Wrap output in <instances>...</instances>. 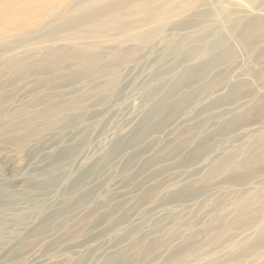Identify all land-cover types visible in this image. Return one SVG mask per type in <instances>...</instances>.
Wrapping results in <instances>:
<instances>
[{"label": "rangeland", "instance_id": "rangeland-1", "mask_svg": "<svg viewBox=\"0 0 264 264\" xmlns=\"http://www.w3.org/2000/svg\"><path fill=\"white\" fill-rule=\"evenodd\" d=\"M215 1L205 0L204 5L196 9L198 23L206 18L201 13L209 10L214 13L211 17L221 21L201 30V37L215 32L213 40L220 36L226 39L233 49L232 56L236 57L214 71L218 79L216 88L196 83L190 90L193 98L185 114L182 112L180 117L163 122L162 131L137 143L130 153L118 155L113 161H102L96 178L85 176L105 153L129 139L132 131L139 127L148 105L138 86L151 81L156 72L164 76V69L173 62L172 52L161 50L165 47L163 39L156 42L152 54L122 70L112 98L89 106L85 124L77 130L68 128L51 133L28 146L23 156V178L40 179L42 173L48 171L46 177L49 174L63 177L66 168L73 174L61 185L19 195L10 202L5 197L0 198V218L4 222L0 228V242L8 243L0 247V264H264V42L250 44L252 47L241 42L237 33L229 30L237 17L225 20L219 10L226 2ZM193 16L174 24L183 31H173V23L167 26L163 30L165 40L179 42V34L188 32L184 27ZM248 16L242 18V22ZM203 25L198 24L196 28ZM37 36L34 34L30 39L20 38L0 46V63L23 51L32 50L29 54L37 53L40 57L45 46ZM118 36L112 35L114 40H111L120 43L124 37ZM60 40L52 39L50 43L58 45L66 41ZM69 41L66 44L75 43V40ZM126 45L119 44L117 50L125 51ZM196 46L197 42L186 44L184 53ZM211 46L210 43L209 56L218 55L219 51ZM95 48L101 53L104 50ZM202 55L187 65L184 63L180 76L188 73L190 64L200 63L205 58ZM66 68L73 70L76 65ZM40 72L47 76L49 70ZM90 78L83 80L90 83L87 87L99 81L94 76L91 78L94 81ZM26 79L30 83L25 89L21 88L18 96L21 103L27 96L33 98L37 94L32 89L38 85L39 77L29 75ZM27 80H22L19 86L25 85ZM162 81L174 82L170 75L164 76ZM188 92L181 91L173 101ZM94 99L90 102L95 103ZM159 102L152 103V108L156 109ZM189 134L195 136L192 142L187 140ZM203 142L209 143V147L212 145L205 154L197 150ZM79 144H84L81 149ZM10 146L13 147L0 139V150ZM72 148L78 149L73 158L68 156ZM250 155L254 170L238 168V164ZM64 156L67 159L62 161ZM161 156L165 158L159 161ZM146 163L149 166H144ZM7 169V160L0 159V187L10 176ZM152 190L156 192L153 199L149 197ZM64 199L69 200L65 205L68 208L61 207ZM243 199L249 200L247 209L250 211L246 209L245 219L219 232L236 220L238 203ZM40 204L44 206L43 213L24 221L16 219L17 215ZM94 210H97L96 215L90 216ZM56 212L62 214L51 227L50 219ZM258 212L261 213L257 215ZM65 222V228L59 227ZM37 228L43 232L34 236ZM223 232L226 234L222 237ZM73 233L77 236L71 238ZM259 238L263 241L253 245ZM186 249L187 258L175 257Z\"/></svg>", "mask_w": 264, "mask_h": 264}, {"label": "bare ground", "instance_id": "bare-ground-1", "mask_svg": "<svg viewBox=\"0 0 264 264\" xmlns=\"http://www.w3.org/2000/svg\"><path fill=\"white\" fill-rule=\"evenodd\" d=\"M221 1L226 2V5H223L219 10L224 15L223 18L231 20L234 16L237 17V19H233L235 23L230 25L231 28L229 30L237 33L241 42L245 43L246 46L253 45L256 42H264V7L262 6L264 0ZM204 3L205 0H0V46L20 38L30 39L34 34H38L39 42L43 47L45 46V52H40L43 54L40 57H37V53L35 54L36 56L32 53V55L29 54L32 50L26 51L28 53L23 51L12 56L7 55V59L0 63V139L14 147L10 146L11 148L7 147L0 150V159L7 160V170L10 174V176L6 177L7 182H3V187H0V198L5 197L10 202V200H14V197L28 195L40 189L46 190L48 187L58 185L66 178L72 176V170L66 168L63 177H57L53 174H49L46 177L45 174L49 173L48 171L44 174L42 173V178L40 176V179L27 176L23 178L22 170L25 166L23 156L26 148L33 143L41 141L51 133L61 132L68 128L71 130L76 128L77 130L80 125L85 124L89 106H95L101 104L99 102L110 99L111 94L119 85L122 70L144 59L145 55L152 54L157 41L164 39L165 47H161V50L169 49V54L172 52L174 56L172 64L164 69L166 73L163 72L164 76L170 75L174 82L172 81V84L163 82L164 76H161L162 73L156 72L153 74L151 81L145 85L138 86V89L144 93L148 105L140 118L139 127L136 131H132L130 137H128L129 139L117 143L109 152L105 153L89 168L85 176L96 178L102 161H113L118 155H126L137 143L162 131L163 126H165L163 122L173 117H180L192 101L193 93L190 90L196 83L202 82L206 87L215 89L218 79L214 75V71L229 61L232 62L236 57L232 56L233 49L226 39L220 36L213 40L214 36H216L215 32L201 37L203 32L201 30L204 28L207 30L218 22L215 17H211L214 15L211 10L207 13H201L206 18L200 20L199 23L195 20L196 9L204 5ZM259 4L261 6H257ZM254 5L256 6L254 7ZM191 15L194 16L190 19L189 24L184 27L188 28V32L186 30L184 34H179L181 37L179 42L174 43V41L165 40L166 34L163 30L167 26L172 23L173 25L177 22L179 23ZM245 16H248V18L242 22L241 19ZM222 21L224 22V19ZM197 23L204 25L196 28L198 26ZM173 28H175L173 31L183 29L175 25ZM116 34L124 37V39L120 40V43L116 40L115 43L112 41L114 39L111 36ZM52 39L72 40V42L75 40V43H69V41L66 44V41L64 43H59L58 41V45H54V43L52 45L50 43ZM48 40L49 42L46 44L45 42ZM191 42H197V46L190 48L184 53L185 45ZM210 43L213 50L219 51L218 55L209 56L208 48ZM119 44H123V46L127 44L128 46L126 45L125 51H120L117 50L119 49ZM252 45L250 46L252 47ZM96 46L104 49H101L102 53L97 51L99 48L96 50ZM43 47H41L42 50L44 49ZM38 49L40 50V48ZM144 49H148L147 52ZM200 54H203L202 56L205 58L200 63H196V65L190 64L189 68L191 69L188 73L180 76L182 74L180 67L184 63L193 62ZM225 56L230 58L227 57L228 60L226 61L227 58ZM175 60H178V62L174 63ZM67 65H76V68L67 70ZM31 70L33 71L31 72ZM41 70H49L48 75H43V72H40ZM29 75H37L39 77L38 85L32 89L36 90L37 94H34L35 97L33 98L30 95L27 96L25 102L21 103V100H18L21 97L18 96L21 94V88L29 85L30 82L26 79ZM92 76L98 78L99 81L93 83L91 87H87L90 83L83 80H88ZM92 79L91 81H94ZM22 80L27 81L21 87ZM83 82L84 84H81ZM19 83H21L20 86ZM185 90L189 92L179 100L173 101L181 91ZM95 96L96 99H94ZM91 99H94L95 103H91ZM158 102V107L153 109L152 103L156 104ZM186 110L188 111V108ZM102 111L104 112V110ZM162 116L164 119L160 120L159 118ZM185 134L187 135L186 132ZM194 138V135L189 134L187 140L192 142ZM83 145L79 144L78 148L81 149L80 147ZM168 147L169 145L165 148ZM208 147L209 143L203 142L198 145L197 150L205 154V152H208L207 150L212 148V145ZM77 150L72 148L68 156L73 158V156L77 155ZM251 156L249 159L240 162L238 168L253 171V157L251 158ZM164 158L165 156H161L159 161ZM61 159L63 161L67 158L64 156ZM144 166L149 165L146 163ZM150 192L152 193L149 197L153 199L156 192H153V190ZM68 202L69 200L64 199L61 207L69 204ZM248 202L243 199V201L238 203L239 208L237 209L236 220L230 222L228 227L225 226V228L220 229L219 232L225 231L236 223H242L245 216H247V211H250L247 209L249 206ZM65 207L68 208V206ZM43 211L44 206L40 204L28 209L25 214L17 215L16 219L24 221L34 214L43 213ZM56 213L50 219L51 227H54L62 214ZM96 213L97 210H94L90 216H95ZM259 213L261 212H258L257 215ZM3 225V219L0 218V228ZM65 226H67L66 222L65 225L62 223L59 225V227L63 228ZM59 227L58 229L62 230ZM39 230L42 229L37 228L34 236L43 232H39ZM226 232L219 235L223 237ZM76 236L77 233H73L71 238ZM260 241L263 240H257L253 245L260 244ZM140 242H143V240H140ZM7 244V242L2 241L0 242V247L4 248ZM243 245L245 246L244 243ZM188 253L186 249L175 254V257L179 259L181 255V258L184 259L185 257L187 258Z\"/></svg>", "mask_w": 264, "mask_h": 264}]
</instances>
